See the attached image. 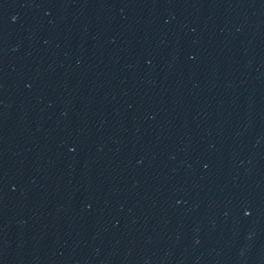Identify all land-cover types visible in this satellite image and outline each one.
I'll list each match as a JSON object with an SVG mask.
<instances>
[{
  "label": "water",
  "instance_id": "obj_1",
  "mask_svg": "<svg viewBox=\"0 0 264 264\" xmlns=\"http://www.w3.org/2000/svg\"><path fill=\"white\" fill-rule=\"evenodd\" d=\"M0 264H264V0H0Z\"/></svg>",
  "mask_w": 264,
  "mask_h": 264
}]
</instances>
